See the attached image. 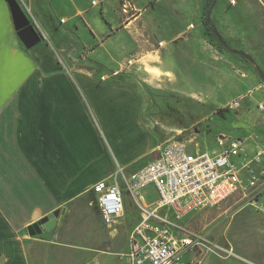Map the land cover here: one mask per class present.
Here are the masks:
<instances>
[{
  "label": "crops",
  "instance_id": "crops-1",
  "mask_svg": "<svg viewBox=\"0 0 264 264\" xmlns=\"http://www.w3.org/2000/svg\"><path fill=\"white\" fill-rule=\"evenodd\" d=\"M17 2L25 8L40 41L26 46L16 33L7 0H0V264H131L126 253L129 234L140 220L136 204L130 211L123 203V215L111 225L99 214L104 228L100 241H94L87 231H72L69 241L61 243L52 238L49 229L30 236L26 227L36 217L59 209L51 229L56 227L64 207L88 192L95 195L93 184L111 181L119 169L133 173L158 155L162 137L156 143L148 139L137 166L127 161H117L115 166L109 156L105 160L104 141L119 130L111 112L125 100L121 96L128 87L121 85V80H97L93 68L83 64L86 57L78 52V44H84L78 36L80 25L90 33L96 22L101 31L103 27L129 30L141 11L127 8V0H116L112 9H99L96 20L90 6H101V0H90V4L88 0ZM150 45V49L139 48L135 57L127 58H134V64L126 69L143 87L149 86L153 77L171 76L172 72L161 58L156 59V65H139L155 51ZM90 61L94 66L98 59ZM64 62L69 69H63ZM261 94L263 98V90ZM137 123L145 130L140 117ZM127 193L123 188V199ZM239 196L235 193L213 207L187 211L178 220L182 228L233 252L221 256L204 253L199 264H264V215L254 203L230 202L236 197L240 200ZM155 197L149 204L143 197V202L153 207L156 191ZM260 200L263 202L257 204L264 203V195ZM159 211L173 216L171 208ZM173 233L180 234L175 229ZM184 257L197 259L192 252Z\"/></svg>",
  "mask_w": 264,
  "mask_h": 264
},
{
  "label": "rangeland",
  "instance_id": "rangeland-1",
  "mask_svg": "<svg viewBox=\"0 0 264 264\" xmlns=\"http://www.w3.org/2000/svg\"><path fill=\"white\" fill-rule=\"evenodd\" d=\"M115 1L101 0L102 7L90 6V12L98 20L99 9L110 10ZM127 1V8L136 7L141 11L129 30L109 31L103 27L101 31L96 22L91 33L81 25L78 31L84 43L78 44V52L86 57L83 64L93 68L95 78L109 83L121 80V85L128 87L121 96L125 100L118 103L116 112H111L119 130L110 139L106 138L105 151L101 148L106 161L109 156L115 166L117 161L139 165L143 146L149 138L155 143L164 138L160 146L170 138L195 137L196 146L189 143L188 151L211 154L217 149L214 138L220 131L235 136L256 132L264 137V111L256 109L257 102L264 99L261 96V90L264 91V0H214L209 17L204 15L205 0ZM19 5L26 14L25 8ZM215 33L221 36V42ZM139 41L148 45L136 43ZM150 44L155 51L139 65L142 68L156 65V59L161 58L172 72L171 76L153 77L150 85L143 87V83L138 85L131 70L126 69L134 64V58L129 59L132 64L126 63L128 57H135L139 48L150 49ZM93 57L98 62L91 66ZM115 67L118 68L113 70ZM63 69H69L65 62ZM137 71L140 74L141 69ZM102 73L106 76L100 77ZM234 97L241 98V107L226 108L225 104ZM137 117L142 119L145 130H140ZM131 175L125 173L128 182ZM114 179L124 188L120 174H114L110 180ZM140 193L146 204L156 198L153 186L142 188ZM239 199L232 198L230 202H249L247 198L239 196ZM123 203L128 210H134L136 203L129 191ZM63 213L56 227L49 229L53 232L52 238L63 243L69 241L72 231L78 234L87 231L94 241L102 240L104 228L99 220L96 197L91 192L69 203Z\"/></svg>",
  "mask_w": 264,
  "mask_h": 264
},
{
  "label": "built area",
  "instance_id": "built-area-1",
  "mask_svg": "<svg viewBox=\"0 0 264 264\" xmlns=\"http://www.w3.org/2000/svg\"><path fill=\"white\" fill-rule=\"evenodd\" d=\"M132 63L128 60L126 65ZM240 99L232 98L225 107L239 109ZM256 109L264 111V100L257 102ZM194 138L164 141L158 155L132 173L131 183L118 170L140 212V220L128 238L126 256L131 264H199L204 253L233 254L230 248L182 228L178 220L187 211L213 207L235 193L256 204L264 215V203L257 204L263 202L264 137L256 132L235 136L220 131L214 138L217 150L211 154L188 151L187 145ZM150 184L157 195L153 207L146 205L139 194ZM92 192L106 225L123 215V187L115 179L96 182ZM161 208H171L173 216L160 213ZM174 229L180 234H174ZM186 252H192L197 259H185Z\"/></svg>",
  "mask_w": 264,
  "mask_h": 264
},
{
  "label": "water",
  "instance_id": "water-1",
  "mask_svg": "<svg viewBox=\"0 0 264 264\" xmlns=\"http://www.w3.org/2000/svg\"><path fill=\"white\" fill-rule=\"evenodd\" d=\"M7 2L9 4L12 19L18 36L28 47L38 43L40 41V36L30 23L28 17L20 7L17 0H7ZM59 211V209H55L27 225L26 229L28 234L33 236L40 234L44 230L50 229L54 225Z\"/></svg>",
  "mask_w": 264,
  "mask_h": 264
},
{
  "label": "trees",
  "instance_id": "trees-1",
  "mask_svg": "<svg viewBox=\"0 0 264 264\" xmlns=\"http://www.w3.org/2000/svg\"><path fill=\"white\" fill-rule=\"evenodd\" d=\"M213 3H214V0H205V4H204V15L205 16L209 17V14L211 11V6L213 5ZM205 25L208 29L209 25H207L206 20H205ZM214 35H215L216 39L221 42V39H222L221 36L219 34H216V33Z\"/></svg>",
  "mask_w": 264,
  "mask_h": 264
},
{
  "label": "bare ground",
  "instance_id": "bare-ground-1",
  "mask_svg": "<svg viewBox=\"0 0 264 264\" xmlns=\"http://www.w3.org/2000/svg\"><path fill=\"white\" fill-rule=\"evenodd\" d=\"M94 3V2H93ZM163 44V43H162ZM36 219H38V218H36Z\"/></svg>",
  "mask_w": 264,
  "mask_h": 264
}]
</instances>
